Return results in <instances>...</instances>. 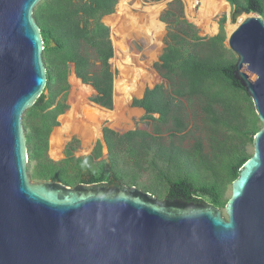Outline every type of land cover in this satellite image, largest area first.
Wrapping results in <instances>:
<instances>
[{"label":"water","instance_id":"1","mask_svg":"<svg viewBox=\"0 0 264 264\" xmlns=\"http://www.w3.org/2000/svg\"><path fill=\"white\" fill-rule=\"evenodd\" d=\"M41 1L0 0V264H264V18L226 1L234 77L261 128L222 213L119 183L30 179L22 120L46 85Z\"/></svg>","mask_w":264,"mask_h":264},{"label":"trees","instance_id":"2","mask_svg":"<svg viewBox=\"0 0 264 264\" xmlns=\"http://www.w3.org/2000/svg\"><path fill=\"white\" fill-rule=\"evenodd\" d=\"M118 1L42 0L34 8L44 44L46 85L22 120L30 179L70 187L119 183L159 199L203 201L223 210L229 199L227 188L251 157L252 140L261 124L250 97L234 77L236 58L225 44V17L218 21L215 35L202 37L185 19L180 0L171 1L159 17L166 35L154 68L163 83L147 88L131 103L144 111L142 120H150L153 130L118 133L103 127L102 139L88 155H74L78 141L72 138L64 145L62 159L49 157L50 135L68 108L71 68L92 87L93 104L112 108L113 46L102 19L114 12ZM226 1L234 9L242 7L264 18V0ZM186 105L200 112L207 151L201 138L183 143Z\"/></svg>","mask_w":264,"mask_h":264},{"label":"rangeland","instance_id":"3","mask_svg":"<svg viewBox=\"0 0 264 264\" xmlns=\"http://www.w3.org/2000/svg\"><path fill=\"white\" fill-rule=\"evenodd\" d=\"M121 1L122 0L118 1L113 13L103 17L102 21L105 25H107L106 18L110 16H114L116 14L118 5L120 4ZM171 1L173 0H159L156 2L150 1V0H128L126 7L128 8L129 12H131L132 14H138L141 11L135 8V5L138 3H141L142 8L147 5H151V6L156 5V4L161 5L162 6L161 10L157 15V19L158 21H160L159 17L161 13L167 8L168 4ZM180 1L183 5V14H184L185 19H187L188 22L192 23L197 28L199 35L202 37H205V36L209 37V36L215 35L218 32V21L220 20L221 17L224 16L225 22L223 26H224V31H225V37L227 39V35H229L227 32V27L229 24L233 26V20H234L232 18L233 11L231 10L230 7L228 8L227 11L225 10L223 12H219L215 14L214 16H212V18L210 19L209 30H206L205 28L200 27L196 22L198 21V11L200 8V5H199L200 3L198 4V0H180ZM192 3H196L194 8L191 7ZM161 23L163 24L164 30L162 31V35L158 38L157 44L151 45L144 37L136 36V35H134L132 38L126 39L124 43L127 46L128 53L137 56L139 58L138 59L139 63L149 62L150 64L149 69L152 70L154 74L156 75V81L154 83L145 85L142 89L138 90V92H136V94L132 96L129 100L126 98L124 92H125V89L129 88L132 84L131 83L132 73L129 70L132 69V66H134V64L124 63L125 61H123V59L125 57H124L123 51L119 48L117 44V43H120L121 38L118 36L117 38L116 35L112 33L111 27H109L108 25L107 26L110 29V39H111V43L113 46V57L110 59V64H111V68L113 72L115 73L112 108L104 109V108H101L93 104L89 100V98L93 94L94 91L90 85L84 84L82 82L81 83L86 86V88L84 87V89H82V92H81L82 94L79 95L78 93L79 91H78V92H75L76 93L75 95H73L74 92L72 90L73 89L72 78L75 76V74L73 73V69L71 68V71L68 77V83L70 85V89L67 95L68 108L62 115L58 117L59 124L53 129L52 133L54 132L56 128H60L61 126L60 118L64 116L71 108L73 110V122L70 128L71 131H69L63 137L64 142L62 144V148L60 149V152H56L55 154L52 152V149L50 146V139H49L48 155L52 160L58 161L63 158L62 151H63L64 145L68 141H70L72 138H75L78 141L77 148H76V151L74 152V155L76 157L88 155L91 152L94 146V143L98 139H102V128L103 127H108L118 133H124L126 131L134 130L137 128L147 130V131L153 130L152 122L150 120H142V117L144 116V111L142 109L132 107L131 103L134 98H141L144 91L147 88L150 89V88H153L157 84L163 83L160 75L154 68V64L158 62L159 56L161 55V52L164 48L166 25L163 22ZM225 44H226V40H225ZM73 105L75 108H73ZM93 108L100 109L102 112H99V113L100 114L104 113L106 117L105 116L103 117V115L102 114L100 115L99 113L96 114L98 115L96 116L93 112L94 110ZM186 110H187L186 114L188 116V120H187L186 130L182 134L183 143L185 145H190L194 142L196 138H201L205 144V150L207 151L208 145H207V142L205 141V133L202 127L199 110L196 107L189 106V105H186ZM94 116L96 117V119L94 118ZM165 136L167 137V134H165ZM173 139L178 140L179 138L177 137ZM103 155L104 156L106 155L105 149L103 151ZM141 190L144 191L143 189ZM230 194H231V185L227 188L226 197H230ZM153 198L157 200H163V198L159 199L156 196H153ZM222 213H223V210H222Z\"/></svg>","mask_w":264,"mask_h":264},{"label":"bare ground","instance_id":"4","mask_svg":"<svg viewBox=\"0 0 264 264\" xmlns=\"http://www.w3.org/2000/svg\"><path fill=\"white\" fill-rule=\"evenodd\" d=\"M127 1L128 0H122L120 2L116 14L114 16H110L106 18V24L109 27H111L112 33H114L116 37L118 36L121 38L120 43L117 44L119 48L123 51L125 57L123 59V61H125L124 63L134 64V66H132V69L129 70L132 73V78H131L132 84L129 88L125 89L124 92L126 98L129 100L132 96L136 94V92H138V90L142 89L145 85L154 83L156 81V75L152 70L149 69L150 67L149 62L139 63L138 60L139 58L133 54H129L127 51V46L124 43L126 39L132 38L134 35H136V36L144 37L151 45L157 44V40L162 35V31L164 30V28H163V24L157 19V15L162 7L161 5H157V4L152 6L147 5L142 8L141 3H138L135 5V8L141 11L138 14H132L131 12H129L128 8L126 7ZM198 4L200 5V8L198 11V21L196 22L200 27H203L206 30H209L210 19L212 18V16H214L219 12H223L225 10L227 11L229 8V5L225 0H198ZM195 5L196 3H192L191 7L194 8ZM232 28L233 26L229 24L227 27L228 34L232 32ZM72 85H73L72 90L74 92L73 95H75L76 94L75 92L78 91H79L78 92L79 95H81L82 89H84V87L86 88V86L83 85L81 81L77 79L75 76L72 78ZM73 108H75L74 105ZM93 109L95 115L98 114L99 112H102L100 109H96V108ZM102 115L103 117L105 116L104 113ZM94 118L96 119L95 116ZM60 122H61L60 128H56L50 137V146L54 154L56 152H60V149L62 148V144L64 142V138H63L64 135H66L69 131H71L70 128L73 122L72 108L64 116L60 118Z\"/></svg>","mask_w":264,"mask_h":264}]
</instances>
